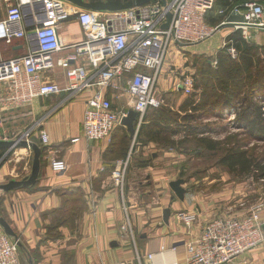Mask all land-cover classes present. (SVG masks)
Returning a JSON list of instances; mask_svg holds the SVG:
<instances>
[{
  "label": "crops",
  "instance_id": "0c3cea01",
  "mask_svg": "<svg viewBox=\"0 0 264 264\" xmlns=\"http://www.w3.org/2000/svg\"><path fill=\"white\" fill-rule=\"evenodd\" d=\"M225 1L217 0L215 9L206 17L210 28L227 24L205 40L208 45L216 44L215 49H219L229 35L240 31L234 29L233 23L242 20V12L234 9L236 3L247 0H233L229 6H224ZM6 10L7 3L0 0V20L5 18ZM57 29L62 49L53 55L55 63L72 55L74 50L71 45L83 39L80 25L74 18L61 22ZM248 38L247 42L264 46L263 30L249 29ZM205 46L206 42L170 48L158 83L163 99L164 95L177 90L184 101L180 84L185 77L192 75V59L203 53ZM28 50L24 39H14L11 43L0 41V61L24 56ZM70 64L78 66L86 63L79 59ZM87 70L91 78L93 71L89 67ZM129 76L114 80L106 89V98L115 111L128 113L131 110L129 95L124 91ZM41 77L46 83L61 87L67 85L65 70L57 65L43 72ZM3 90L0 84V133H23L34 126L31 139L42 149L34 188L2 195L0 215L9 223L20 242L23 240L30 247L37 245L47 229L58 220L59 212L67 209L70 200L78 197L84 201L86 208L75 215L72 228L60 227L67 237L65 239L72 242L75 264H138L137 258L144 264H187L184 244L196 241L207 223L225 216L242 218L248 214L209 208L198 193L189 192L185 186H182L184 199H178L170 188V183L176 180L165 173L161 161L152 155L153 152H148L147 146L137 144L134 152L128 147L126 157L120 158L116 146H110L111 141L88 142L83 139V113L95 86L75 95L63 93L40 97L18 108L2 102ZM135 125L136 121V128ZM39 130L49 135V145L44 148L39 144ZM124 132L129 140L132 139L126 128L119 124L112 134L114 143ZM19 150L23 151L17 149L14 162L7 161L0 172L8 174L19 167L20 160L33 159V153H16ZM149 154L151 159H148ZM55 159L64 161V171L55 173L51 170L50 164ZM119 159L127 162L121 186L116 185L112 178L115 165L122 162ZM28 169L31 172V167L28 166ZM24 177L27 178V175ZM12 180L16 178H10ZM166 209H170L168 223L163 220ZM191 211L196 212L199 219L188 229L182 224L181 215ZM148 255H152L151 260ZM230 264H264V243L235 258Z\"/></svg>",
  "mask_w": 264,
  "mask_h": 264
},
{
  "label": "built area",
  "instance_id": "2783aa9c",
  "mask_svg": "<svg viewBox=\"0 0 264 264\" xmlns=\"http://www.w3.org/2000/svg\"><path fill=\"white\" fill-rule=\"evenodd\" d=\"M1 1L7 3V10L5 18L0 20V41L11 43L14 39H24L29 47L24 56L0 61L2 102L18 108L40 97L75 95L95 86L82 120L83 139L88 142H110L115 128L127 115V111H115L106 98V89L114 80L130 75L124 91L129 95L131 110L137 114L136 134L147 111L165 103L157 87L171 46L203 42L220 26L210 28L206 23L216 0H152L136 8L103 13L82 10L63 0ZM234 10L242 12V20L233 26L241 31L243 40L249 39V29L264 31V6L247 1ZM168 15L169 25L164 28ZM71 18L79 23L83 39L71 45L72 55L55 63L53 55L62 49L57 26ZM228 45L225 41L224 46ZM226 49L232 59L237 57L233 46ZM79 59L86 64H70ZM54 65L65 70L66 86L42 80L41 74L52 70ZM87 67L93 71L91 78ZM193 87L190 77H185L180 84L181 91L187 95L192 93ZM34 131L33 126L19 135H0V140L11 138L29 144ZM38 139L41 145H49L46 131L39 130ZM23 151L31 150L24 148ZM121 163L123 168L119 169ZM118 164L112 178L121 186L126 162ZM50 166L55 173L65 170L62 160L55 159ZM263 217L264 204L257 202L242 218L225 216L207 223L196 241L184 244L187 264H230L252 251L264 243ZM198 219V214L192 211L181 215L182 224L188 229ZM18 242L0 232V264H21L17 256ZM148 259L151 260L152 255H148ZM137 261L144 264L139 258Z\"/></svg>",
  "mask_w": 264,
  "mask_h": 264
},
{
  "label": "rangeland",
  "instance_id": "374dc122",
  "mask_svg": "<svg viewBox=\"0 0 264 264\" xmlns=\"http://www.w3.org/2000/svg\"><path fill=\"white\" fill-rule=\"evenodd\" d=\"M250 1H255L264 6V2H262L261 0ZM249 40L250 39L246 40V42ZM203 42H206V48L203 49V53H199L196 56L200 57L198 59L201 60L198 61L196 68L192 71V75L188 76L193 80L195 79V81L196 78H198L197 69L203 64L204 61H206L207 59L212 60V69L215 70L217 67L216 62L218 60V55L220 57L221 55L228 54L227 49L226 51L224 50V43L219 47V49H215L216 44L208 45L209 42ZM182 46L189 47L191 45ZM171 47H174V45H172ZM262 47L264 46H257V48L264 49ZM220 52L221 55L219 54ZM257 55V58H259L261 65L264 67V50H258ZM233 59L234 61H238L239 58L237 57ZM255 64L256 62L254 61V65ZM257 65L255 69L253 68L250 72L244 71L243 68L241 77L245 81L247 77H253V74H256ZM210 83L214 86L217 85V81L211 80V78ZM158 88L159 85L157 89ZM159 91L161 94L160 88ZM199 91L200 89H197L196 94H198ZM182 93L184 94L183 97H185L184 101L181 100L182 96L180 97L177 90L171 91L166 96L164 95L166 102L164 99V106L159 109V111L165 110V113L179 114L180 109L182 108L185 101L189 99L192 96L191 94H194L195 91L193 90L189 95L185 94L184 92ZM254 102L257 105L264 107V95H262L261 92H256V94L254 95ZM180 113L181 115H183L182 112ZM194 116L196 119H193L188 127H198L199 133L190 134L189 132H182L183 130L176 129V131H178L177 133H164L161 137L158 138V140L147 141L146 139H144L145 137H142L141 131L139 130L136 134H134L131 140L126 141L125 139L127 147H129V150L134 152L137 144L147 146V149H149L148 152H153L152 155L155 156V158H159L162 166L164 167V170L166 171L165 173H167V175L171 179L182 180V186H185L189 192L198 193V195L203 198V201L206 203V205L209 206V208L216 207V209H220L222 211L230 212L231 210H233L236 211V213L247 214L249 212V209L255 203L260 202L264 204V178L261 179L258 174H256V172L242 173L239 172L238 169L231 170L226 165H223L221 163L225 152L230 147H232L233 144H242L245 142L247 144L246 149L248 151V155L253 156V158L256 159H264V142H259L249 138L247 139V135L243 130L235 128L231 125L235 117L233 110H229L228 112L226 109L222 111L217 110L216 112H214V114H202L200 112H196L194 113ZM151 117L152 116H150L149 114V121ZM19 134L21 133H17L16 135ZM0 135L3 134L0 133ZM8 140L13 139L9 138ZM31 143L34 142L31 140ZM39 144L40 146H42V148L45 147L41 145L40 141ZM149 145L152 146L148 147ZM23 149L24 148H21V150ZM16 150L17 149L12 150L11 152H4V154L0 156V170L7 161L12 160L11 163L14 162V153ZM21 152L25 153L26 151L19 150L16 153ZM132 152H130L131 154L129 153L130 158ZM29 153L31 154L32 151H30ZM151 158L152 156L149 154L148 159ZM24 159L20 160L21 163L19 162V167H16L14 171L9 172L8 174L0 172V186L8 183L10 181V178L15 177L16 180L21 181L25 179V175H27V177L30 175L31 172L29 171L30 169H28V166H32L31 162L33 159L31 158L29 159V161H25ZM119 161L125 162L122 159H119ZM118 165L119 164L117 163L115 166L118 167ZM23 167L25 170L23 169ZM116 167L113 171L116 170ZM122 168L123 164L121 163L119 169ZM25 189L27 188L18 190ZM5 193L8 192L0 190V212H2V195H4ZM73 207H75V205H73ZM0 217L2 216L0 215ZM53 224H56V221ZM72 227L73 225L71 223L66 224L61 228L69 229ZM61 228L59 227L55 230H53L52 228V230L48 229L45 232L44 237L40 239V242L35 245L36 247H30V245L23 240H21L20 242L17 237L16 239H18L19 241L17 256L20 263L75 264L73 250L71 248L72 242L65 239L67 237ZM0 232H3L1 227Z\"/></svg>",
  "mask_w": 264,
  "mask_h": 264
},
{
  "label": "trees",
  "instance_id": "16d2710c",
  "mask_svg": "<svg viewBox=\"0 0 264 264\" xmlns=\"http://www.w3.org/2000/svg\"><path fill=\"white\" fill-rule=\"evenodd\" d=\"M233 0H226L224 6H229ZM242 1V0H241ZM250 1V0H247ZM246 1V2H247ZM264 2V0H261ZM217 2V0H216ZM215 2V4H216ZM237 1H235L236 3ZM234 4V3H233ZM237 7L244 4V2L236 3ZM263 4V3H262ZM229 43L228 46H233L237 52L238 61H234L228 54L218 55L216 69H212V60L207 59L197 69L198 78L193 80L195 91L192 96L185 101L179 114L165 113V110H160L163 106L157 109H150L144 116L143 123L140 125L138 131L147 141L158 140L164 133H177L176 129L183 130L182 132H189L196 134L198 127H188L193 119H196L194 113L200 112L202 114H214L217 110L226 109L233 110L235 117L231 125L235 128L241 129L247 135V139L264 142V107L257 105L254 102V95L256 92H261L264 95V67L261 65L257 53V45L247 43L243 40L240 31L229 35L226 39ZM227 46V47H228ZM225 47V51L226 48ZM264 48V47H262ZM223 54V52H222ZM236 57V58H237ZM200 57H193V68H196L198 59ZM254 61L256 64L254 65ZM258 63V65H257ZM256 68V74L253 77H247L246 81L241 77L243 71H251ZM211 80H216L217 85H211ZM199 93L196 94V90ZM194 98V99H193ZM196 98V99H195ZM151 112V113H150ZM190 112V113H189ZM204 112V113H203ZM152 116L150 121L148 116ZM114 135L112 137L110 146H116L118 156L125 158L127 154V144L129 141L128 135L124 132L117 138L114 143ZM247 144H233L226 152L221 160L223 165H226L231 170L238 169L242 173L256 172L258 176L264 178V159H256L248 155ZM4 150L0 151V156L4 154ZM34 187H28L26 190H32ZM74 199V198H73ZM70 200V205L67 209L60 211V217L56 224L51 225L48 229L55 230L56 228L63 227L66 224L73 225L75 215L82 212L86 205L81 198ZM75 205V207H73ZM52 228V229H51ZM47 229V230H48Z\"/></svg>",
  "mask_w": 264,
  "mask_h": 264
},
{
  "label": "water",
  "instance_id": "95a60500",
  "mask_svg": "<svg viewBox=\"0 0 264 264\" xmlns=\"http://www.w3.org/2000/svg\"><path fill=\"white\" fill-rule=\"evenodd\" d=\"M72 6L92 11L96 13H103V12H118L123 10H128L131 8H136L142 5H145L152 0H63ZM163 1V0H162ZM170 21V15L167 17V23L164 25V28H167ZM227 24H222L219 26L218 31L226 26ZM137 114L133 110H129L126 117H123L120 121V125L125 127L127 132L129 133L130 137L133 138L135 134V127L134 123L136 121ZM18 148H29L31 149L33 153V160H32V166H31V173L30 175L21 180L16 181L12 180L8 183L1 185L0 190L4 192H10L13 190L18 189H24L33 186L36 183V180L38 178L39 169H40V158L42 154V149L39 147L36 143H27L26 141L20 140H7V141H1L0 140V151L4 150L6 152H11L14 149ZM183 181L178 179L176 181H172L170 183L171 190L175 193L176 197L180 200L184 199L185 191L182 188ZM170 215V209H166L163 212V220L165 223H168V217ZM0 227L2 228L3 232L8 235L9 237H12L14 239L17 238L16 233L12 230L10 225L7 223V221L0 217ZM263 232H264V224L262 226Z\"/></svg>",
  "mask_w": 264,
  "mask_h": 264
}]
</instances>
